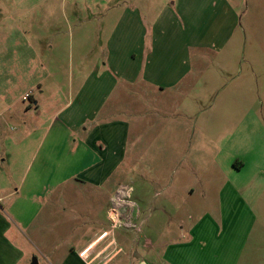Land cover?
Instances as JSON below:
<instances>
[{
    "label": "rangeland",
    "instance_id": "obj_1",
    "mask_svg": "<svg viewBox=\"0 0 264 264\" xmlns=\"http://www.w3.org/2000/svg\"><path fill=\"white\" fill-rule=\"evenodd\" d=\"M132 18L148 32L136 69L157 87L105 103L131 123L122 164L87 184L84 167L8 160L21 120L7 98L30 106L28 132L73 98L71 114L93 111L106 86L77 94L110 83L106 42ZM24 177L39 179L44 206L25 235L5 216L2 264L19 247L27 264H61L103 227L121 248L113 264H264V0H0V188Z\"/></svg>",
    "mask_w": 264,
    "mask_h": 264
},
{
    "label": "crops",
    "instance_id": "obj_2",
    "mask_svg": "<svg viewBox=\"0 0 264 264\" xmlns=\"http://www.w3.org/2000/svg\"><path fill=\"white\" fill-rule=\"evenodd\" d=\"M20 20L24 22V19ZM123 21L124 19H118L109 35L110 40L106 42L103 61H106L104 67L112 64L110 65L112 70L107 72L108 78L111 80L110 83L104 81L91 83L86 80L77 94L79 97L81 91H84V94L79 98L81 99L86 94L87 87L100 88L106 86L107 90L103 93L104 100H99L93 111H91L93 109L91 106L81 118H78L77 112L71 114L70 109L74 106L73 98L69 100L66 107L57 111L50 123V128L45 131L42 128H36L28 132L26 120L29 112L32 111L28 109L30 106L23 109L14 102L15 98H7L9 103H14L11 108L12 110L14 108V115L21 120L18 124V126L20 125L19 132L13 137H6L8 144H10V150H12L8 154V160L22 162L28 153H33L32 161L36 160L39 165L44 164L45 167L55 165L68 168L84 167L75 177L82 178V182L87 184L101 183L105 179L106 168L122 164L129 153L131 123L129 118L119 116L120 108L118 106L105 109V103L115 97L113 94L119 95L120 93L116 92L121 88L126 92V89L137 84L153 89L157 87L143 71L139 73L136 69L138 64H148L149 54H147L146 43L148 32H145L141 20L136 18L130 19L129 22L125 20L132 29L126 27L123 31L121 26ZM129 40L133 42L129 44ZM141 47L145 49L142 52L144 63H138L137 58L138 50H142ZM38 85L41 86V83ZM93 95L94 93L86 96L85 99L93 100V103L96 104ZM28 100L35 105L36 109H39L40 98L37 99L33 92ZM125 111L128 115L129 111ZM55 153L59 154L56 156ZM10 172L14 173L13 170ZM13 180L8 182V188H0V241L5 240V235L12 230L11 224L9 226L5 224V220L8 221L5 216L9 215V221H15L16 225L13 227L17 229V231L15 230L16 233L25 235L32 222L35 220L37 223L44 206L43 200L46 192L44 193L42 186L38 183V178H31L30 183L25 177L21 182ZM17 184L19 186L16 187ZM231 192L237 193L233 188H231ZM93 231L90 237L84 235L81 238L77 249L70 247L67 257L60 263L113 264L121 252L118 241L111 238L112 232L104 230V227L97 230L93 229ZM13 250L14 261L27 264L28 261L25 262L26 255L20 251L21 248H13ZM212 254L209 258L213 260L215 255ZM14 261L13 264H15ZM0 264H2L1 260ZM37 264H40V261Z\"/></svg>",
    "mask_w": 264,
    "mask_h": 264
},
{
    "label": "built area",
    "instance_id": "obj_3",
    "mask_svg": "<svg viewBox=\"0 0 264 264\" xmlns=\"http://www.w3.org/2000/svg\"><path fill=\"white\" fill-rule=\"evenodd\" d=\"M29 98H30V95L25 97V99H27V100H28Z\"/></svg>",
    "mask_w": 264,
    "mask_h": 264
}]
</instances>
